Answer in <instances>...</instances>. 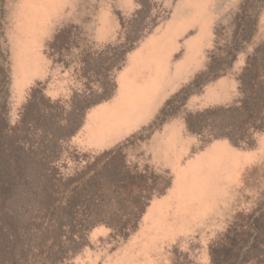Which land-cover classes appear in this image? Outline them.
Returning <instances> with one entry per match:
<instances>
[{
	"label": "rangeland",
	"instance_id": "1",
	"mask_svg": "<svg viewBox=\"0 0 264 264\" xmlns=\"http://www.w3.org/2000/svg\"><path fill=\"white\" fill-rule=\"evenodd\" d=\"M0 264H264V0H0Z\"/></svg>",
	"mask_w": 264,
	"mask_h": 264
},
{
	"label": "trees",
	"instance_id": "2",
	"mask_svg": "<svg viewBox=\"0 0 264 264\" xmlns=\"http://www.w3.org/2000/svg\"><path fill=\"white\" fill-rule=\"evenodd\" d=\"M190 128V127H189Z\"/></svg>",
	"mask_w": 264,
	"mask_h": 264
}]
</instances>
